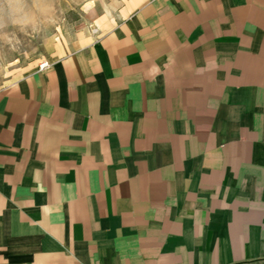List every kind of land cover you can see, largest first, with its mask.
<instances>
[{
  "label": "crops",
  "instance_id": "0c3cea01",
  "mask_svg": "<svg viewBox=\"0 0 264 264\" xmlns=\"http://www.w3.org/2000/svg\"><path fill=\"white\" fill-rule=\"evenodd\" d=\"M0 75V264H264V0H129Z\"/></svg>",
  "mask_w": 264,
  "mask_h": 264
},
{
  "label": "rangeland",
  "instance_id": "374dc122",
  "mask_svg": "<svg viewBox=\"0 0 264 264\" xmlns=\"http://www.w3.org/2000/svg\"><path fill=\"white\" fill-rule=\"evenodd\" d=\"M129 0H0V75L6 80L54 57L60 42L91 23L92 12H118Z\"/></svg>",
  "mask_w": 264,
  "mask_h": 264
},
{
  "label": "built area",
  "instance_id": "2783aa9c",
  "mask_svg": "<svg viewBox=\"0 0 264 264\" xmlns=\"http://www.w3.org/2000/svg\"><path fill=\"white\" fill-rule=\"evenodd\" d=\"M49 66H50L49 62L47 60H44V61L39 63L38 69L40 71H42V70H45V69L49 68Z\"/></svg>",
  "mask_w": 264,
  "mask_h": 264
}]
</instances>
